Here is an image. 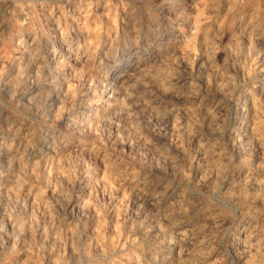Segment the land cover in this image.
Listing matches in <instances>:
<instances>
[{
    "label": "rangeland",
    "instance_id": "1",
    "mask_svg": "<svg viewBox=\"0 0 264 264\" xmlns=\"http://www.w3.org/2000/svg\"><path fill=\"white\" fill-rule=\"evenodd\" d=\"M263 8V0H0V264L11 251L7 218L26 206L7 203L12 193L44 197L52 214L41 223L56 228L58 242L44 247L36 237L9 264L243 256L234 232L264 219ZM12 65L26 67L24 87L3 80Z\"/></svg>",
    "mask_w": 264,
    "mask_h": 264
},
{
    "label": "bare ground",
    "instance_id": "2",
    "mask_svg": "<svg viewBox=\"0 0 264 264\" xmlns=\"http://www.w3.org/2000/svg\"><path fill=\"white\" fill-rule=\"evenodd\" d=\"M69 1V0H68ZM75 1V0H74ZM264 1V0H263ZM258 1H256V3H257ZM238 3V2H237ZM72 4H74V3H72ZM235 4V3H234ZM89 5V4H88ZM257 5V4H256ZM262 5V4H261ZM237 6V5H236ZM79 7V6H78ZM231 7V6H230ZM260 7V6H259ZM84 8V7H83ZM262 8V7H261ZM255 9V8H254ZM264 9V8H263ZM64 10V9H63ZM230 10H231V8H230ZM232 11V10H231ZM234 11V10H233ZM253 11V10H252ZM256 12V11H255ZM262 12H263V10H262ZM230 13V12H229ZM232 13V12H231ZM250 13H252V12H250ZM261 13V12H260ZM83 17V16H82ZM57 19V18H56ZM79 19V18H78ZM84 19V18H83ZM53 20V19H52ZM250 20V19H249ZM60 21V20H59ZM39 22V21H38ZM62 22H64V20L62 21ZM70 22V21H69ZM35 23V22H34ZM51 24V23H50ZM65 24V23H64ZM69 24V23H68ZM70 24H71V22H70ZM247 24V23H246ZM77 25V24H76ZM97 26V25H96ZM81 27V26H80ZM245 27V26H244ZM36 28V27H35ZM82 28V27H81ZM220 28V27H219ZM243 28V27H242ZM248 29V28H247ZM38 30V29H37ZM246 30V29H245ZM250 30V29H249ZM101 31V30H100ZM43 32H45V31H43ZM71 32V31H70ZM40 33V32H39ZM59 33V32H58ZM93 33V32H92ZM224 33V32H223ZM77 34V33H76ZM217 34V33H216ZM26 35V34H25ZM214 35V34H213ZM222 35V34H221ZM42 36V35H41ZM71 36V35H70ZM245 36V35H244ZM252 36V35H251ZM32 37H33V33H32ZM89 37V36H88ZM220 37V36H219ZM29 39V38H28ZM73 39V38H72ZM206 39V38H205ZM218 39V38H217ZM216 39V40H217ZM246 39H247V37H246ZM245 39V40H246ZM213 40V39H212ZM244 40V41H245ZM249 40V39H248ZM254 40H255V38H254ZM73 41V40H72ZM213 42V41H212ZM246 42H247V40H246ZM251 42V41H250ZM30 43V42H29ZM215 43V42H214ZM254 43V42H253ZM36 44V43H35ZM210 45V44H209ZM248 45V44H247ZM250 45V44H249ZM248 45V46H249ZM211 46H213L212 44H211ZM210 46V47H211ZM66 47V46H65ZM23 48V47H22ZM27 49V48H26ZM85 52H86V50H85ZM24 53V52H23ZM92 59H94V58H92ZM31 61V60H30ZM80 63V62H79ZM11 64V63H10ZM60 64V63H59ZM75 64V63H74ZM52 65V64H51ZM80 65V64H79ZM90 65V64H89ZM40 66V65H39ZM46 66V65H45ZM62 66V65H61ZM125 66V65H124ZM8 67V66H7ZM6 67V68H7ZM42 67V66H41ZM138 67V66H137ZM73 68V67H72ZM84 68V67H83ZM147 68V67H146ZM60 69V68H59ZM262 69V68H261ZM55 70V69H54ZM61 70V69H60ZM75 70V69H74ZM117 70V69H116ZM157 71V70H156ZM159 71V70H158ZM162 71V70H161ZM25 72H26V67H17V66H15V65H12L10 68H9V71H8V73L4 76V79L3 80H5L6 82H10V83H12V84H17L18 86H21V87H24V78H23V76H24V74H25ZM49 72V71H48ZM81 72V71H80ZM113 72V71H112ZM144 72V71H143ZM82 73V72H81ZM139 73H140V71H139ZM163 73V72H162ZM262 73V72H261ZM264 73V72H263ZM38 74V73H37ZM74 74V73H73ZM75 74H76V72H75ZM135 74H138V73H135ZM135 74H133V75H135ZM160 74V73H159ZM49 75V74H48ZM143 75V74H142ZM147 75V74H146ZM258 75H260V74H258ZM258 75H257V77H258ZM64 76V75H63ZM75 76V75H74ZM78 76V75H77ZM80 76V75H79ZM94 76V75H93ZM93 76H92V78H93ZM105 76H107V75H105ZM95 77V76H94ZM130 77V76H129ZM134 77V76H133ZM137 77H139V76H137ZM251 77V76H250ZM261 78H262V76H260ZM41 78V77H40ZM63 78V77H62ZM69 78V77H68ZM71 78V77H70ZM101 78V77H100ZM222 78H223V76H222ZM247 78V77H246ZM31 79V78H30ZM73 79V78H72ZM94 79V78H93ZM244 79V78H243ZM248 79V78H247ZM1 80V79H0ZM36 80V79H35ZM42 80H43V78H42ZM64 80V79H63ZM95 80V79H94ZM94 80H92V82L94 81ZM257 80V79H256ZM238 81V80H237ZM251 81V80H250ZM2 82V81H1ZM65 82H66V80H65ZM96 82H97V80H96ZM59 83V82H58ZM71 83V82H70ZM94 83V82H93ZM219 83V82H218ZM237 83V82H236ZM244 83V82H243ZM259 83H261V82H259ZM264 83V82H263ZM91 84V83H90ZM95 84V83H94ZM235 84V83H234ZM247 84V83H246ZM254 84H255V81H254ZM27 85H28V83H27ZM93 85V84H92ZM123 85V84H122ZM248 85V84H247ZM251 85V84H250ZM2 86V85H1ZM96 86V85H95ZM261 86H263V85H261ZM59 87V86H58ZM63 87H64V85H63ZM124 87H126V86H124ZM252 87V86H251ZM60 88V87H59ZM233 88H234V86H233ZM237 88H239V87H237ZM253 88H254V86H253ZM262 88H264V87H262ZM16 89V88H15ZM65 89V88H64ZM125 89V88H124ZM246 89V88H245ZM18 90V89H17ZM21 90V89H20ZM59 90V89H58ZM95 90V89H94ZM126 90V89H125ZM239 90V89H238ZM240 90H242V89H240ZM257 90V89H256ZM261 90H263V89H261ZM100 91V90H99ZM105 91V90H104ZM71 92V91H70ZM97 93V92H96ZM95 93V94H96ZM103 93V92H102ZM242 93V92H241ZM88 94V93H87ZM108 94V93H107ZM106 94V95H107ZM235 94V93H234ZM259 94V93H258ZM66 95V94H65ZM73 95V94H72ZM89 95V94H88ZM249 95V94H248ZM232 96V95H231ZM69 97L71 98V96L69 95ZM92 97H94V96H92ZM91 97V98H92ZM257 97V96H256ZM67 98H68V96H67ZM70 98H69V100L68 101H70ZM96 98H97V96H96ZM105 98V97H104ZM229 98H231V97H229ZM238 98V97H237ZM236 98V99H237ZM247 98V97H246ZM100 99V98H99ZM206 99V98H205ZM225 99V98H224ZM232 99V98H231ZM250 99V98H249ZM252 99V98H251ZM260 99V98H259ZM232 100H234V98L232 99ZM263 100V99H262ZM66 101V100H65ZM94 101V100H93ZM92 101V102H93ZM105 101V100H104ZM231 101V100H230ZM243 101V100H242ZM245 101V100H244ZM67 103V102H66ZM69 103V102H68ZM71 103V102H70ZM99 103V102H98ZM106 103V102H105ZM232 103V102H231ZM239 103V102H238ZM248 103V102H247ZM251 103H252V100H251ZM100 104V103H99ZM110 104V103H109ZM222 104V103H221ZM232 104H234V103H232ZM250 104V103H249ZM69 105V104H68ZM95 105V104H94ZM102 105V104H101ZM107 105H108V103H107ZM208 105V104H207ZM213 105V104H212ZM231 105V104H230ZM229 105V106H230ZM239 105V104H238ZM243 105V104H242ZM255 105V104H254ZM264 105V104H263ZM228 106V105H227ZM233 106V105H232ZM236 106V105H235ZM249 106V105H248ZM87 107V106H86ZM107 107V106H106ZM105 107V108H106ZM220 107V106H219ZM222 107V106H221ZM92 108V107H91ZM95 108V107H94ZM257 108V107H256ZM204 109V108H203ZM219 109V108H218ZM223 109V108H222ZM233 109V108H232ZM231 109V110H232ZM240 109V108H239ZM238 109V110H239ZM68 110V109H67ZM204 110H206V108L204 109ZM224 110V109H223ZM230 110V109H229ZM242 110V109H241ZM249 110V109H248ZM253 110V109H252ZM107 111V110H106ZM218 111H220V110H218ZM69 112V111H68ZM207 112V111H206ZM235 112V111H234ZM234 112H233V114H234ZM260 112V111H259ZM203 113H205V112H203ZM211 113V112H210ZM221 113V112H220ZM224 113V112H223ZM223 113H222V115H223ZM257 113V112H256ZM218 114V113H217ZM246 114V113H245ZM205 115V114H204ZM221 115V116H222ZM263 115V114H262ZM220 116V117H221ZM225 116H226V114H225ZM246 116V115H245ZM258 116V117H257ZM256 117L257 118H260L259 116V113H258V115H257ZM190 117V116H189ZM209 117V116H208ZM224 117V116H223ZM255 117V116H254ZM106 118V117H105ZM188 118V117H187ZM206 118H207V114H206ZM251 118V117H250ZM264 118V117H263ZM191 119V118H190ZM218 119V118H217ZM216 119V120H217ZM248 119V118H247ZM261 119V118H260ZM211 120V119H210ZM219 120V119H218ZM224 120V119H223ZM229 120V119H228ZM259 120V119H258ZM99 121V120H98ZM238 121V120H237ZM245 121V120H244ZM81 122H82V120H81ZM215 122V121H214ZM259 122V121H258ZM96 123V122H95ZM217 123H218V121H217ZM224 123V122H223ZM233 123H235V122H233ZM248 123H249V121H248ZM256 123V122H255ZM84 124H86L85 122H84ZM209 124V123H208ZM219 124V123H218ZM231 124V123H230ZM213 125H215V124H213ZM212 125V126H213ZM237 125V124H236ZM240 125V124H239ZM241 125H243V124H241ZM251 125V124H250ZM75 126V125H74ZM216 126V125H215ZM232 126V125H231ZM263 126V125H262ZM244 127V126H243ZM74 128V127H73ZM78 128V127H77ZM216 128V127H215ZM251 128V127H250ZM257 128V127H256ZM240 129V128H239ZM253 129H254V127H253ZM220 130V129H219ZM218 130V131H219ZM244 130H245V128H244ZM257 130V129H256ZM255 130V131H256ZM20 130H18V132H19ZM72 131V130H71ZM210 131V130H209ZM217 131V132H218ZM240 131V130H239ZM250 131V130H249ZM249 131H248V133H249ZM79 132V131H78ZM212 132H215V131H212ZM219 132H221V130L219 131ZM235 132V131H234ZM246 132H247V130H246ZM258 132V131H257ZM74 133V132H73ZM224 133V132H223ZM237 133H240V132H237ZM237 133H235V134H237ZM248 133H247V135H248ZM259 133V132H258ZM211 134V133H210ZM226 134H227V132H226ZM250 134V133H249ZM26 135V134H25ZM216 135V134H215ZM238 135V134H237ZM241 135V134H240ZM239 135V136H240ZM254 135V134H253ZM263 135H264V133H263ZM75 136V135H74ZM212 136V135H211ZM233 136H234V134H233ZM244 136V135H243ZM242 136V137H243ZM246 136V135H245ZM228 137V136H227ZM226 137V138H227ZM241 137V136H240ZM247 137V136H246ZM257 137V136H256ZM264 137V136H263ZM222 138V137H221ZM259 138V137H258ZM86 139V138H85ZM199 139V138H198ZM225 139V138H224ZM229 139V138H228ZM235 139V138H234ZM256 139V138H255ZM217 140V139H216ZM220 140V139H219ZM260 140V139H259ZM75 141H76V139H75ZM202 141V140H201ZM230 141H232V139L230 140ZM236 141V140H235ZM234 141V142H235ZM249 141H251V140H249ZM222 142V141H221ZM238 142V141H237ZM253 142V141H252ZM257 142V141H256ZM259 142V141H258ZM257 142V143H258ZM200 143V142H199ZM202 143V142H201ZM241 143V142H240ZM239 143V144H240ZM263 143V142H262ZM237 144V143H236ZM244 144H246V143H244ZM249 144V143H248ZM254 144H255V142H254ZM261 144V143H260ZM203 145V144H202ZM205 145V144H204ZM223 145V144H222ZM238 145V144H237ZM242 145V144H241ZM82 146V145H81ZM211 146V145H210ZM209 146V148H211ZM234 146V145H233ZM251 146V145H250ZM249 146V147H250ZM253 147H254V145H252ZM65 147V146H64ZM220 147V146H219ZM225 147V146H224ZM244 147V146H243ZM260 147V146H259ZM81 148V147H80ZM245 148H248L247 147V144H246V147ZM256 148H258V144H257V147ZM68 149V148H67ZM82 149V148H81ZM91 149H93V148H91ZM203 149V148H202ZM221 149V148H220ZM238 149V148H237ZM259 149V148H258ZM51 150V149H50ZM69 150V149H68ZM71 150V149H70ZM85 150V149H84ZM214 150H216V147L214 148ZM227 150V149H226ZM251 150V149H250ZM253 150H254V148H253ZM260 150V149H259ZM78 151V150H77ZM211 151V150H210ZM217 151V150H216ZM223 151V150H222ZM236 151V150H235ZM264 151V150H263ZM262 151V152H263ZM1 152V151H0ZM61 152V151H60ZM71 152V151H70ZM75 152V151H74ZM83 152V151H82ZM207 152V151H206ZM209 152V151H208ZM221 152V151H220ZM255 152V151H254ZM260 152V151H259ZM64 153H65V151H64ZM64 153H63V155H64ZM81 153V152H80ZM84 153V152H83ZM82 153V154H83ZM214 153V152H213ZM229 153V152H228ZM242 153V152H241ZM55 154V153H54ZM60 154V153H59ZM75 154H76V152H75ZM199 154V153H198ZM211 154H212V152H211ZM215 154V153H214ZM213 154V155H214ZM225 154V153H224ZM240 154V153H239ZM251 154V153H250ZM254 154V153H253ZM52 155V154H51ZM60 155H62V154H60ZM67 155V154H66ZM77 155V154H76ZM231 155V154H230ZM241 155V154H240ZM243 155V154H242ZM258 155V154H257ZM17 156V155H16ZM47 156V155H46ZM72 156V155H71ZM215 156V155H214ZM227 156V155H226ZM251 156V155H250ZM62 157H64V156H62ZM207 157V156H206ZM210 157V156H209ZM233 157H235V156H233ZM237 157V156H236ZM243 157V156H242ZM249 157V156H248ZM37 158V157H36ZM59 158H61V157H59ZM68 158V157H67ZM74 158V157H73ZM80 158V157H79ZM49 159V158H48ZM76 159V158H75ZM203 159V158H202ZM211 159V158H210ZM215 159H216V157H215ZM218 159V158H217ZM227 159V158H226ZM231 159V158H230ZM235 159V158H234ZM242 159V158H241ZM261 159V158H260ZM34 160V159H33ZM32 160V161H33ZM37 160V159H36ZM46 160V159H45ZM44 160V161H45ZM80 160V159H79ZM222 160V159H221ZM238 160V159H237ZM247 160V159H246ZM263 160V159H262ZM52 161H53V163L55 164H57L59 161H58V159L55 157V158H53L52 159ZM207 160H204V162H206ZM216 161V160H215ZM223 161L224 160H222V163H223ZM226 161V160H225ZM243 161V160H242ZM258 161V160H257ZM15 162V161H14ZM35 162V161H34ZM61 162V161H60ZM65 162V161H64ZM70 162V161H69ZM102 162V161H101ZM112 162V161H111ZM110 162V163H111ZM210 162V161H209ZM229 162V161H228ZM240 162V161H239ZM48 163V162H47ZM51 163V162H50ZM207 163V162H206ZM215 163V162H214ZM20 164V163H19ZM27 164V163H26ZM43 164V163H42ZM66 164V163H65ZM69 164V163H68ZM105 164V163H104ZM115 164H117V163H115ZM201 164V163H200ZM220 164V163H219ZM218 164V165H219ZM230 164V163H229ZM25 165V164H24ZM38 165V164H37ZM45 165V164H44ZM62 165V164H61ZM64 165V164H63ZM108 165V164H107ZM113 165H114V163H113ZM221 165V164H220ZM9 166H10V164H9ZM19 166H21V165H19ZM30 166V165H29ZM28 166V167H29ZM50 167H51V165H49ZM60 166V165H59ZM119 166V165H118ZM207 166V165H206ZM209 166V165H208ZM221 166H223V165H221ZM256 166V165H255ZM13 167V166H12ZM46 167V166H45ZM49 167V168H50ZM58 167V166H57ZM85 167V166H84ZM83 167V168H84ZM205 167V166H204ZM211 167V166H210ZM209 167V168H210ZM216 167V166H215ZM219 167V166H218ZM228 167V166H227ZM236 167V166H235ZM59 168V167H58ZM65 168V167H64ZM105 168V167H104ZM107 168H108V166H107ZM201 168V167H200ZM213 168V167H212ZM234 168V167H233ZM253 168V167H252ZM56 169V168H55ZM109 169V168H108ZM206 169V168H205ZM248 169V168H247ZM260 169V168H259ZM28 170V169H27ZM35 170V169H34ZM38 170V169H37ZM48 170V169H47ZM52 170H54V169H52ZM63 170V169H62ZM83 170V169H82ZM101 170V169H100ZM104 170V169H103ZM211 170H213V169H211ZM218 170V169H217ZM221 170V169H220ZM219 170V171H220ZM239 170V169H238ZM241 171H242V169H240ZM239 170V171H240ZM14 171V170H13ZM22 172H23V170H21ZM20 171V172H21ZM40 171V170H39ZM108 171V170H107ZM210 171V170H209ZM218 171V172H219ZM230 171V170H229ZM246 171V170H245ZM25 172V171H24ZM31 172V171H30ZM47 172V171H46ZM53 172V171H52ZM204 172V171H203ZM206 172V171H205ZM44 173V172H43ZM49 173H50V169H49ZM64 173V172H63ZM62 173V174H63ZM109 173V172H108ZM111 173V172H110ZM130 173V172H129ZM209 173V172H208ZM234 173H236V172H234ZM252 173V172H251ZM261 173H263V172H261ZM14 174V173H13ZM26 174V173H25ZM31 174V173H30ZM29 174V175H30ZM60 174V173H59ZM78 174V173H77ZM80 174V173H79ZM106 174V173H105ZM226 174H227V172H226ZM28 175V174H27ZM54 175V174H53ZM65 175V174H64ZM109 175V174H108ZM108 175H107V177H108ZM125 175V174H124ZM127 175V174H126ZM223 175V174H222ZM235 175V174H234ZM233 175V176H234ZM243 175V174H242ZM252 175V174H251ZM250 175V176H251ZM13 176V175H12ZM38 176V175H37ZM105 175H103V177H104ZM210 176H212V175H210ZM218 176V175H217ZM229 176V175H228ZM236 176H238V175H236ZM259 176V175H258ZM261 176V175H260ZM18 177H19V175H18ZM20 177H22V176H20ZM29 177V176H28ZM53 177H55V176H53ZM82 177V176H81ZM85 177V176H84ZM83 177V178H84ZM215 177V176H214ZM224 177V176H223ZM239 177H240V175H239ZM246 177V176H245ZM101 178V177H100ZM109 178V177H108ZM206 178V177H205ZM209 178V177H208ZM207 178V179H208ZM218 178V177H217ZM219 178H221V177H219ZM225 178V177H224ZM228 178V177H227ZM25 179V178H24ZM39 179V178H38ZM99 179V178H98ZM97 179V180H98ZM232 179V178H231ZM245 179V178H244ZM256 179V178H255ZM258 179V178H257ZM15 180V179H14ZM18 180V179H17ZM33 180H35V179H33ZM88 180V179H87ZM105 180V179H104ZM129 180V179H128ZM127 180V181H128ZM210 180V179H209ZM240 180H242L241 182H243L244 180H243V178H241ZM254 180V179H253ZM26 181V180H25ZM90 181V180H89ZM131 181V180H130ZM137 181V180H136ZM232 181V180H231ZM247 181V180H246ZM257 181V180H256ZM86 182V181H85ZM105 182H107V181H105ZM217 182V181H216ZM228 182V181H227ZM240 182V181H239ZM238 182V183H239ZM259 182V181H258ZM25 183V182H24ZM103 183V182H102ZM101 183V184H102ZM247 183V182H246ZM254 183V182H253ZM261 183V182H260ZM217 184V183H216ZM220 184V183H219ZM234 184V183H233ZM248 184H249V182H248ZM262 184V183H261ZM11 185V184H10ZM19 185V184H18ZM245 185V184H244ZM257 185H259V184H257ZM80 186V185H79ZM126 186V185H125ZM129 186V185H128ZM144 186V185H143ZM217 186H218V184H217ZM216 186V187H217ZM233 186V185H232ZM234 186H235V184H234ZM248 186V185H247ZM246 186V187H247ZM255 186H256V184H255ZM1 187V186H0ZM6 187V186H5ZM24 187V186H23ZM43 187V186H42ZM245 187V186H244ZM257 187V186H256ZM262 187V186H261ZM2 188V187H1ZM21 188V187H20ZM133 188V187H132ZM237 188V187H236ZM233 189V188H232ZM244 189V188H243ZM242 189V190H243ZM255 189V188H254ZM258 189H259V187H258ZM6 190V189H5ZM47 190H49V189H47ZM198 190V189H197ZM236 190V189H235ZM239 190H241V189H239ZM242 190H241V192H242ZM246 190V189H245ZM244 190V191H245ZM253 190V189H252ZM261 190V189H260ZM136 191V190H135ZM219 191H221L220 189H219ZM225 191V190H224ZM254 191V190H253ZM252 191V192H253ZM34 192V191H33ZM37 192V191H36ZM48 192V191H47ZM240 192V191H239ZM255 192V191H254ZM5 193V192H4ZM16 193V192H15ZM54 193V192H53ZM56 193V192H55ZM60 193V192H59ZM244 193V192H243ZM259 193V192H258ZM226 194V193H225ZM81 195V194H80ZM247 195V194H246ZM10 196V195H9ZM12 196H13V198H11V199H6V202L7 203H9V202H11V201H13V202H15L16 204H17V206H23V204L25 203L26 204V206H25V210L22 212V214H21V216H18L17 214L16 215H11V216H9L7 219H8V225H9V227H10V230L5 234L6 235V244H7V247H10L11 248V251L10 252H8V254H5V255H2L3 257L1 258V260H2V264H7L8 263V260L10 259V258H12V257H14V256H20V255H27L28 254V249H27V247H26V244H27V242H30V241H32V240H34L36 237H38L39 239H41L42 240V242H43V245H44V247H47V246H49L50 244H55V243H57L58 242V238H56L55 237V235H56V228L52 225V226H50V227H48V228H45V225L44 224H42L41 223V219H43V218H45V217H49L51 214H52V210L50 209V206L48 207L47 205H45L44 204V197L42 196V195H34V194H32V193H28V194H25V196L24 197H22V196H18V195H16V194H14V193H12ZM11 196V197H12ZM48 196V195H47ZM136 196H138V195H136ZM230 196H232V195H230ZM229 196V197H230ZM255 196V195H254ZM225 197V196H224ZM251 197V196H250ZM253 197V196H252ZM54 198V197H53ZM55 198H58V197H55ZM78 198V197H77ZM232 198V197H231ZM144 199V198H143ZM264 199V198H263ZM3 200H5V199H3ZM159 200V199H158ZM234 200V199H233ZM160 201V200H159ZM188 201H190L189 200V198H188ZM248 201V200H247ZM252 201V200H251ZM46 202H48V201H46ZM244 202V201H243ZM259 202V201H258ZM261 202V201H260ZM263 202V201H262ZM51 203V202H50ZM78 203V202H77ZM264 203V202H263ZM11 204H13V203H11ZM55 204V203H54ZM48 205H49V203H48ZM181 205V204H180ZM260 205V204H259ZM10 206V205H9ZM15 206V205H14ZM184 206V205H183ZM243 206V205H242ZM35 207H38L39 209H40V212L39 211H37V210H35L36 211V213H34V208ZM54 207V206H53ZM187 207V206H186ZM206 207V206H205ZM241 207V206H240ZM260 207H261V205H260ZM4 208V207H3ZM7 208H9V207H7ZM13 209V208H12ZM11 209V210H12ZM36 209V208H35ZM56 209V208H55ZM176 209V208H175ZM190 209V208H189ZM196 209V208H195ZM247 209V208H246ZM15 210V209H14ZM14 210H12V211H14ZM197 210V209H196ZM249 210V209H248ZM247 210V211H248ZM253 210V209H252ZM3 211V210H2ZM5 211V210H4ZM175 211V210H174ZM177 211V210H176ZM211 211V210H210ZM215 211V210H214ZM218 211V210H217ZM216 211V212H217ZM220 211V210H219ZM255 211V210H254ZM205 212V211H204ZM207 212V211H206ZM213 212V211H212ZM223 212H224V210H223ZM244 212V211H243ZM246 212V211H245ZM244 212V213H245ZM249 212V211H248ZM257 212V211H256ZM261 212V211H260ZM263 212V211H262ZM3 213V212H2ZM9 213H12L11 211L9 212ZM173 213V212H172ZM175 213V212H174ZM186 213V212H185ZM196 213V212H195ZM230 213V212H229ZM240 213V212H239ZM255 213V212H254ZM7 214V213H6ZM184 214V213H183ZM187 214V213H186ZM201 214V213H200ZM262 214V213H261ZM165 215H166V213H165ZM168 215V214H167ZM178 215V214H177ZM181 215V214H180ZM189 215V214H188ZM193 215H194V213H193ZM247 215V214H246ZM175 216H176V214H175ZM185 216V215H184ZM201 216V215H200ZM226 216V215H225ZM224 216V217H225ZM240 216V215H239ZM249 216V215H248ZM54 217V216H53ZM56 217H59V216H56ZM228 217V216H227ZM226 217V218H227ZM5 218V217H4ZM181 218V217H180ZM183 218V217H182ZM230 218H231V216L229 217V220H230ZM257 218H258V216H257ZM264 218V217H263ZM50 219V218H49ZM48 219V220H49ZM178 219V218H177ZM187 219V218H186ZM222 219V218H221ZM225 219V218H224ZM228 219V218H227ZM254 219V218H253ZM55 220V219H54ZM58 220H59V218H58ZM182 220V219H181ZM206 220H207V218H206ZM210 219H208V221H209ZM238 220V219H237ZM247 220H249V219H247ZM60 221V220H59ZM218 220L216 219V216H215V218H213L212 219V223L211 224H209V225H215V224H217L216 222H217ZM226 221V220H225ZM232 221V220H231ZM242 221V220H241ZM245 221V220H244ZM50 222V221H49ZM67 222V221H66ZM84 222V221H83ZM191 222V221H190ZM222 223H223V221H221ZM227 222V221H226ZM60 223H61V221H60ZM77 223H79V222H77ZM82 223V222H81ZM203 223V222H202ZM237 223V222H236ZM238 223H240V222H238ZM47 224V223H46ZM63 224H64V222H63ZM67 224V223H66ZM177 224V223H176ZM200 224V223H199ZM208 224V223H207ZM221 224V223H220ZM49 225V224H48ZM61 225V224H60ZM79 225V224H78ZM81 225H83V224H81ZM192 225V224H191ZM201 225V224H200ZM199 225V226H200ZM208 225V226H209ZM219 225V224H218ZM217 225V227H216V230H214L213 228L212 229H210L209 227V229H210V236H209V240L211 239V240H213V237H215V235H217L218 234V230H220L219 229V226ZM229 225V224H228ZM236 225V224H235ZM244 225V224H243ZM75 226V225H74ZM7 227V226H6ZM47 227V226H46ZM65 227V226H64ZM82 227V226H81ZM212 227H214V226H212ZM0 228H1V225H0ZM71 228H73V227H71ZM78 228V227H77ZM194 228V227H193ZM205 228V227H204ZM203 228V229H204ZM7 229V228H6ZM76 229V228H75ZM178 229V228H177ZM200 229V228H199ZM206 229V228H205ZM223 229V228H222ZM242 229V230H241ZM2 230V229H1ZM61 230V229H60ZM59 230V231H60ZM73 230V229H72ZM77 230V229H76ZM83 230V229H82ZM179 230V229H178ZM208 230V229H207ZM57 231H58V229H57ZM62 232H63V230H61ZM176 231V230H175ZM200 231V230H199ZM242 231V232H241ZM3 232H5V231H3ZM69 232V231H68ZM98 232V231H97ZM96 232V234H98L99 235V233H97ZM180 232V231H179ZM220 232V231H219ZM172 233V232H171ZM186 233H188V232H186ZM223 233V232H222ZM60 234H62V233H60ZM74 234V233H73ZM93 234V233H92ZM174 234V233H173ZM239 234H241L240 236H239ZM70 235H71V233H70ZM186 235V234H185ZM199 235V234H198ZM205 235V234H204ZM208 235V234H207ZM219 235V234H218ZM217 235V236H218ZM234 235L235 236H237V238H238V240H235V241H237V244H240L241 246H240V248L242 247L243 249H244V251H245V254L243 255V256H241V254L239 255V254H237V253H235L234 251L232 252V256L234 257V264H260V262H261V257H260V251H261V249H262V247H263V244H264V219H254V220H251V218H250V220L245 224V227H240L239 228V230H237V231H235L234 232ZM3 236V235H2ZM59 236V235H58ZM97 236V235H96ZM100 236V235H99ZM189 236V235H188ZM201 236V235H200ZM42 237H44L43 239H42ZM70 237V236H69ZM73 237V236H72ZM79 237H81V236H79ZM100 237H102V236H100ZM181 237V236H180ZM185 237V236H184ZM199 237V236H198ZM202 237V236H201ZM220 237V236H219ZM37 238V239H38ZM62 238V237H61ZM99 238V237H98ZM191 238L193 239L194 238V235L192 234V236H191ZM200 238V237H199ZM217 238V237H216ZM232 238H233V236H232ZM38 239V240H39ZM100 239V238H99ZM180 239V238H179ZM201 239V238H200ZM219 239V238H218ZM231 239V238H230ZM234 239H236L235 237H234ZM61 240H63V239H61ZM67 240V239H66ZM96 240V239H95ZM102 240V239H101ZM136 240V239H135ZM191 240V239H190ZM195 240V239H194ZM226 240V239H225ZM2 241V240H1ZM90 241V240H89ZM104 240H102V242H103ZM175 241V240H174ZM173 241V242H174ZM193 241V240H192ZM199 241V240H198ZM231 241V240H230ZM235 241H234V243H235ZM33 242V241H32ZM60 242V241H59ZM63 242V241H62ZM106 242V241H105ZM104 242V243H105ZM200 242V241H199ZM198 242V243H199ZM209 242H211V241H209ZM220 242V241H219ZM225 242V241H224ZM35 243H36V241H35ZM96 243H97V241H96ZM103 243V244H104ZM184 243H186V242H184ZM205 243V242H204ZM231 243V242H230ZM113 244V243H112ZM175 244V243H174ZM173 244V245H174ZM179 244V243H178ZM200 244V243H199ZM198 244V245H199ZM208 244H210V243H208ZM212 244V243H211ZM215 244H216V242H215ZM223 244V243H222ZM29 245V244H28ZM94 245H96V244H94ZM123 245V244H122ZM131 245V244H130ZM207 245V244H206ZM231 245V244H230ZM230 245H229V247H230ZM236 245V244H235ZM234 245V246H235ZM37 246V245H36ZM100 246V245H99ZM108 246V245H107ZM116 246V245H115ZM121 246V245H120ZM186 246H188V244L186 245ZM194 246V245H193ZM210 246V245H209ZM216 246V245H215ZM219 246V245H218ZM95 247H97V245L95 246ZM197 247V246H196ZM206 247V246H205ZM211 247V246H210ZM209 247V248H210ZM227 247V246H226ZM76 248V247H75ZM102 248V247H101ZM119 248V247H118ZM177 248V247H176ZM179 248V247H178ZM188 248H189V246H188ZM203 248V247H202ZM224 248V247H223ZM236 248V247H235ZM264 248V247H263ZM9 249V248H8ZM39 249V248H38ZM51 249H52V247H51ZM57 249V248H56ZM79 249V248H78ZM86 249V248H85ZM99 249V248H98ZM130 249V248H129ZM128 249V250H129ZM139 249V248H138ZM187 249V248H186ZM194 249H198V248H194ZM204 249V248H203ZM208 249V248H207ZM229 249V248H228ZM231 249V248H230ZM255 249V250H254ZM30 250V249H29ZM49 250H50V248H49ZM101 250V249H100ZM102 250H103V248H102ZM101 250V251H102ZM109 250V249H108ZM118 250H120V248L118 249ZM136 250V249H135ZM135 250H134V252H135ZM177 250V249H176ZM175 250V251H176ZM199 250V249H198ZM197 250V251H198ZM205 250H206V248H205ZM225 250V249H224ZM254 250V251H253ZM8 251V250H7ZM37 251L38 250H36V254H37ZM97 251V250H96ZM114 251V250H113ZM187 251V250H186ZM199 251H201V250H199ZM208 251V250H207ZM237 251V250H236ZM31 252V251H30ZM228 252H230V251H228ZM45 253V252H44ZM48 253V252H47ZM54 253V252H53ZM95 253V252H94ZM177 253V252H176ZM180 253V252H179ZM206 253V252H205ZM209 253V252H208ZM211 253V252H210ZM218 253V252H217ZM244 253V252H243ZM1 254H3L2 252H1ZM91 254V253H90ZM129 254V253H128ZM196 254V253H195ZM213 254V253H212ZM227 254V253H226ZM225 254V255H226ZM83 255V254H82ZM106 255H107V253H106ZM133 255V254H132ZM187 255V254H186ZM34 256V255H33ZM38 256V255H37ZM99 256H102V255H99ZM110 256V255H109ZM188 256V255H187ZM216 256V255H215ZM228 256V255H227ZM176 257H178V256H176ZM186 257V256H185ZM219 257V256H218ZM231 257V256H230ZM14 258H16V257H14ZM36 258V257H35ZM44 258V257H43ZM51 258V257H50ZM53 258H55V257H53ZM83 258V257H82ZM85 258L87 259L88 258V256L86 257L85 256ZM134 258V257H133ZM169 258V257H168ZM195 258V257H194ZM210 257H209V255H204V254H197V256H196V258H195V262H196V264H204L205 263V261L206 260H208ZM216 259H217V257H215ZM219 258H221V257H219ZM232 258V257H231ZM23 259V258H22ZM29 259V258H28ZM37 259V258H36ZM64 259V258H63ZM125 259V258H124ZM129 259V258H128ZM136 259V258H135ZM181 259H182V256H181ZM216 259H214L213 261H215ZM222 260H223V258H221ZM220 259V260H221ZM227 259V258H226ZM233 259V258H232ZM19 260H21V259H19ZM40 260H42L41 259V257H40ZM50 260V259H49ZM59 260V259H58ZM57 260V261H58ZM85 260V259H84ZM123 260V259H122ZM131 260V259H130ZM174 260V259H173ZM183 260H184V258H183ZM192 260V259H191ZM15 261V260H14ZM23 261H24V259H23ZM22 261V262H23ZM32 261V260H31ZM54 261V260H53ZM61 261V260H60ZM128 261V260H127ZM133 261V260H132ZM26 262V261H25ZM84 262V261H83ZM90 262V261H89ZM112 262V261H111ZM126 262V261H125ZM129 262V261H128ZM174 262H175V260H174ZM178 262V261H177ZM185 262V261H184ZM187 262V261H186ZM192 262H193V260H192ZM210 262V261H209ZM228 262V261H227ZM21 263V262H20ZM19 263V264H20ZM37 263V262H36ZM54 263V262H53ZM92 263V262H91ZM90 263V264H91ZM135 263V262H134ZM220 262H218V260H217V262L215 263V264H219ZM222 263V262H221ZM229 263V262H228ZM232 263V262H231ZM9 264V263H8ZM51 264H52V261H51ZM60 264V263H59ZM94 264H96V263H94ZM111 264V263H110ZM116 264V263H115ZM137 264V263H136ZM163 264V263H162ZM170 264V263H169ZM185 264V263H184ZM211 264V263H210ZM223 264H224V262H223Z\"/></svg>",
    "mask_w": 264,
    "mask_h": 264
}]
</instances>
